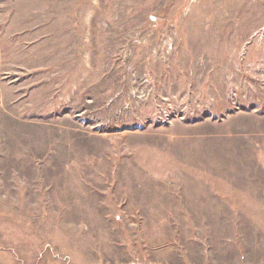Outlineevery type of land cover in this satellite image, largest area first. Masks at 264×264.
<instances>
[{"label": "rangeland", "instance_id": "1", "mask_svg": "<svg viewBox=\"0 0 264 264\" xmlns=\"http://www.w3.org/2000/svg\"><path fill=\"white\" fill-rule=\"evenodd\" d=\"M0 264H264V0H0Z\"/></svg>", "mask_w": 264, "mask_h": 264}]
</instances>
